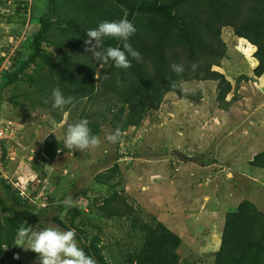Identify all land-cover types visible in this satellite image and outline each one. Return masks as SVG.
Here are the masks:
<instances>
[{
    "label": "rangeland",
    "instance_id": "1",
    "mask_svg": "<svg viewBox=\"0 0 264 264\" xmlns=\"http://www.w3.org/2000/svg\"><path fill=\"white\" fill-rule=\"evenodd\" d=\"M1 1L0 58L3 48L19 47L24 40L27 26L23 23L25 19L28 23V16L23 9L25 5L18 3L27 2L30 6L35 0ZM19 7L22 10L17 14ZM222 40L227 46L226 58L220 67L214 66L212 70L224 75L231 84L226 98L228 110L219 108L217 83L189 82L182 87L191 99L168 94L162 106L151 112L139 129L121 133L117 143L105 139L115 131L108 122L101 129L99 147L86 152L69 149L70 153L62 154L45 167L38 158L45 139L53 134L64 143L68 127L85 116L90 117V124L101 121L95 113L106 104L108 97L82 101L63 114L58 124L56 116L61 110L32 108V103L41 102L49 107L53 103L52 99L39 95V87L30 88L26 83L0 94V124L12 125L18 130L13 139L4 140L8 156L6 164L1 163L0 178L13 185L20 196L27 186L32 196L38 183L43 181L41 185L45 188H41L35 201L31 200L39 209L43 225L35 231L49 226L61 229L52 222L55 213L50 208L53 204H48L43 192H48L56 203L85 191L87 196H81L67 206L66 211L77 207L88 216L89 207L94 205L96 210L104 198L117 191L134 208L139 219L152 223L155 218L182 239L178 251L180 264H213L221 246L226 216L236 212L244 201L264 213V171L249 165L264 151V76H253L258 62L252 45L236 38L232 28L223 30ZM60 56L56 54L55 58ZM7 57L0 73L1 69L9 67ZM33 69L29 73H33ZM243 75L250 80L238 84L237 79ZM27 91L36 94L27 99L21 97L20 105L15 106L12 97ZM198 94L202 99H198ZM115 100L112 104L120 108ZM176 150L197 157L200 163L178 162V158L172 156ZM117 156L123 158L118 162L122 184L113 190L97 185L95 177L112 168ZM174 162L180 163L177 173L175 166L172 167ZM42 171L46 172V178H40ZM117 183L118 180L114 182ZM66 211L60 216L63 220H66ZM95 216L90 218L93 226L87 228L88 234L101 238L107 260L123 264L127 254L140 247L138 232H133L130 219L108 220L102 215ZM80 221L78 219L76 225H80ZM4 258L5 264H39L37 253L19 246L5 249Z\"/></svg>",
    "mask_w": 264,
    "mask_h": 264
},
{
    "label": "trees",
    "instance_id": "2",
    "mask_svg": "<svg viewBox=\"0 0 264 264\" xmlns=\"http://www.w3.org/2000/svg\"><path fill=\"white\" fill-rule=\"evenodd\" d=\"M18 5H25L23 9L28 23L25 19L23 25L27 29L19 47L2 49L0 68L8 55L9 67L1 69L0 94L28 83L30 88H40L41 97L51 99V90L59 86L65 96L73 97V103L56 116L58 124L73 106L84 100L107 96L106 104L95 113L101 121L89 124L92 133L98 136L108 122L121 133L131 128L139 129L146 117L162 106L168 94L191 99L182 87L189 82L217 83L219 108L228 110L226 98L231 92V84L224 75L212 70L214 66L220 67L226 58L227 46L222 40L224 29L232 28L236 38L247 41L256 49L254 58L258 65L253 76H264V0H35L30 6L27 2ZM21 10L19 7L17 14ZM122 18L135 25L137 31L129 42L143 59L139 62L132 59V66L128 69H118L111 61L99 65L87 51L90 46L85 44L86 33L102 21ZM109 46L122 48V41L105 38L104 47ZM56 54L61 56L55 58ZM173 63L182 64L184 72L180 75L173 73ZM32 68L33 73H29ZM249 80L243 75L237 82ZM34 94L36 92L29 91L16 94L11 101L19 106L21 97L27 99ZM201 97L198 94V99ZM113 100L120 108L112 104ZM37 106L53 108L41 102L32 103L34 110ZM65 153L70 150L51 134L45 139L38 158L45 167ZM7 156L3 143V165ZM122 159L115 157V165L95 177L97 185L113 190L122 184L118 175V162ZM249 165L264 171V151L257 154ZM40 178H46L45 171ZM116 180L118 183L114 184ZM42 187L39 184L30 199H26L13 185L0 178V264H5L4 250L16 248L19 227H31L34 231L43 228L39 209L34 204ZM43 193L48 204H53L50 208L55 213L52 222L63 230L74 229L79 246L95 259L96 264L112 263L105 257L106 247L101 245V238L88 234L87 228L93 226L90 218L95 215L108 220L130 219L133 232H138L140 247L127 254L123 264L181 263L178 251L182 239L155 218L152 223L139 219L119 192L110 193L96 210L94 205L89 207L91 213L88 216L77 207L66 211L67 206L63 204L66 198L55 203L48 192ZM81 196L86 197L87 193H78L72 198L73 202ZM65 211L67 222L60 217ZM78 219H81L80 225H76ZM213 264H264V213L251 202H242L236 212L226 216L221 246Z\"/></svg>",
    "mask_w": 264,
    "mask_h": 264
},
{
    "label": "clouds",
    "instance_id": "3",
    "mask_svg": "<svg viewBox=\"0 0 264 264\" xmlns=\"http://www.w3.org/2000/svg\"><path fill=\"white\" fill-rule=\"evenodd\" d=\"M136 31L137 29L133 22L127 18L102 21L95 28H91L87 31L85 44L90 46L87 48V51L91 53V57L99 65L107 64L111 61L118 69H128L132 66V59L138 62L143 59L142 54L134 49L129 42ZM105 38H115L122 41V48L112 46L105 48ZM129 57H131V59H129ZM195 68L196 65L193 64V69ZM184 70L182 64L173 63L171 65V71L177 75L182 74ZM51 99L53 101L52 107L61 111H63L67 105L73 103V97L65 96L59 86L51 90ZM89 124L90 121L85 118L70 125L64 140L65 147L68 149L75 148L80 152L90 151L93 148L99 147L101 145V139L98 135L92 133ZM120 137L121 131L117 128L114 132L107 134L105 139L110 143H117ZM177 160L178 162L180 161L179 159ZM199 163L200 162L197 161V163L190 164ZM178 164L180 163L174 162L172 164V167L175 166L174 171L176 173L179 171ZM38 184H41V182ZM22 190H24L28 196L26 199H30L31 195L29 194L30 191L28 187ZM63 204L71 206L73 204L72 198H66ZM43 206L45 209L46 206ZM76 235L74 229L61 230L58 227L49 226L43 230L34 231L31 227L21 226L17 229L15 244L25 250H31L37 253L39 264H96L95 259L86 254L83 248L79 246Z\"/></svg>",
    "mask_w": 264,
    "mask_h": 264
},
{
    "label": "built area",
    "instance_id": "4",
    "mask_svg": "<svg viewBox=\"0 0 264 264\" xmlns=\"http://www.w3.org/2000/svg\"><path fill=\"white\" fill-rule=\"evenodd\" d=\"M17 134H18V130H16L14 128V126L11 125V127L10 126L5 127L3 123L0 124V157L2 154L3 143L6 140L13 139ZM2 137H4V139ZM1 166H2V164H1V159H0V167ZM21 197L22 198H28V196L24 190H22V192H21Z\"/></svg>",
    "mask_w": 264,
    "mask_h": 264
},
{
    "label": "water",
    "instance_id": "5",
    "mask_svg": "<svg viewBox=\"0 0 264 264\" xmlns=\"http://www.w3.org/2000/svg\"><path fill=\"white\" fill-rule=\"evenodd\" d=\"M172 156L177 157L183 163H197V161H198L197 158H190L178 150L174 151L172 153Z\"/></svg>",
    "mask_w": 264,
    "mask_h": 264
}]
</instances>
